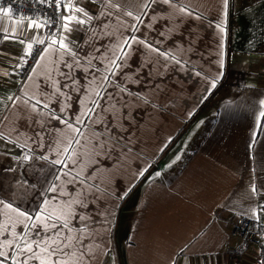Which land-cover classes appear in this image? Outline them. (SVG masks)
I'll return each mask as SVG.
<instances>
[{
    "label": "crops",
    "instance_id": "1",
    "mask_svg": "<svg viewBox=\"0 0 264 264\" xmlns=\"http://www.w3.org/2000/svg\"><path fill=\"white\" fill-rule=\"evenodd\" d=\"M59 3L0 11V259L264 264V0Z\"/></svg>",
    "mask_w": 264,
    "mask_h": 264
},
{
    "label": "built area",
    "instance_id": "2",
    "mask_svg": "<svg viewBox=\"0 0 264 264\" xmlns=\"http://www.w3.org/2000/svg\"><path fill=\"white\" fill-rule=\"evenodd\" d=\"M11 7L12 12L21 16H38L46 20V31L49 36H54L61 26V8L56 0L50 4L49 0L43 3L37 0H0V8ZM45 43L35 44L23 64L18 69V74L25 79L33 68ZM233 234L252 245L264 246V231H261L252 219L234 225Z\"/></svg>",
    "mask_w": 264,
    "mask_h": 264
},
{
    "label": "snow or ice",
    "instance_id": "3",
    "mask_svg": "<svg viewBox=\"0 0 264 264\" xmlns=\"http://www.w3.org/2000/svg\"><path fill=\"white\" fill-rule=\"evenodd\" d=\"M37 2L39 3H43L44 0H37ZM53 2V0H49V3L51 4ZM56 2L58 3V0H56ZM0 11H2L4 13L5 16H8L12 13V8L11 7H6V8H0ZM82 11V9L80 10ZM129 15H131V13H129ZM64 19H68V20H72V19H75V17H64ZM84 21H78V23H83ZM33 24H35L36 27H40L41 25L39 24H36L35 21L32 22ZM65 28H67V25L65 24L64 25ZM40 43H43V41H39ZM53 43H55V41H53ZM29 49H31L32 45H28ZM61 47H64V48H67V45L66 44H63L61 43ZM212 87H215V82L212 83L211 85ZM179 158V157H178ZM55 163H63V161H54ZM253 192L255 191V188L253 187ZM51 191H55V188L51 189ZM7 207L11 208L12 205L11 204H8ZM21 215H24V216H27L26 213H20ZM30 218V217H29ZM37 219H40V217L38 216ZM53 227H55V225H53ZM26 251L28 252H32V245L31 244H28L27 247H26ZM0 257H5V259L7 258L6 257V254L3 253V252H0ZM5 259H0V264H5ZM17 264H19V262H17ZM26 264V262H25ZM41 264H45V261L44 260H41Z\"/></svg>",
    "mask_w": 264,
    "mask_h": 264
},
{
    "label": "trees",
    "instance_id": "4",
    "mask_svg": "<svg viewBox=\"0 0 264 264\" xmlns=\"http://www.w3.org/2000/svg\"><path fill=\"white\" fill-rule=\"evenodd\" d=\"M245 76L246 74L241 72V73H237L235 71H229V69L227 68V72H226V75L225 77L219 82V87H217V91H218V88H220L222 86V84L225 83L227 84L230 79L234 81L238 80V81H242V85L241 87L234 93H233V96L232 97H236L238 94H240L241 92H243L245 90V85L243 84L244 83V80H245ZM231 77V78H230ZM221 84V86H220ZM215 93V92H214ZM214 93L211 95V97L214 95ZM203 108V106H201V108L199 109V111Z\"/></svg>",
    "mask_w": 264,
    "mask_h": 264
},
{
    "label": "rangeland",
    "instance_id": "5",
    "mask_svg": "<svg viewBox=\"0 0 264 264\" xmlns=\"http://www.w3.org/2000/svg\"><path fill=\"white\" fill-rule=\"evenodd\" d=\"M236 91H237V89H235V92H236ZM233 93H234V92H230V94H231V96H230V97H232V96H233ZM230 94H229V95H230ZM206 118H208V116H207V115H206ZM207 121H208V119H206V120H205V122H207Z\"/></svg>",
    "mask_w": 264,
    "mask_h": 264
}]
</instances>
